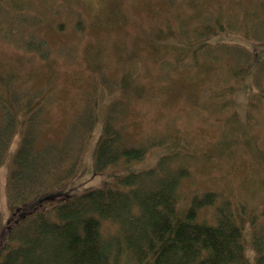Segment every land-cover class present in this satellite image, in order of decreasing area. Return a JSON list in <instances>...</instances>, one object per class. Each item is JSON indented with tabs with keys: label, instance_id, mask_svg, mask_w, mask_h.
Here are the masks:
<instances>
[{
	"label": "rangeland",
	"instance_id": "374dc122",
	"mask_svg": "<svg viewBox=\"0 0 264 264\" xmlns=\"http://www.w3.org/2000/svg\"><path fill=\"white\" fill-rule=\"evenodd\" d=\"M263 61L264 0H0V125L1 102L40 96L36 142L53 141L41 154L73 150L84 132L82 171L70 182L91 189L105 178L95 151L113 108L129 140L148 147L139 168L171 152L174 165L191 170L182 193L212 190L217 202L262 212ZM244 63L243 77L227 76ZM24 127L0 164L2 222L11 213L7 177ZM168 134L170 142H158ZM244 234L254 258L249 225Z\"/></svg>",
	"mask_w": 264,
	"mask_h": 264
},
{
	"label": "trees",
	"instance_id": "16d2710c",
	"mask_svg": "<svg viewBox=\"0 0 264 264\" xmlns=\"http://www.w3.org/2000/svg\"><path fill=\"white\" fill-rule=\"evenodd\" d=\"M246 66L227 76L243 77ZM262 67L264 61L257 72ZM40 98L27 93L1 102L7 117L0 125V164L10 138L25 127L9 165L11 213L6 222L0 218V264H264V211L241 201L217 202L212 190L182 193L191 170L183 162L174 165L171 152L139 168L136 161L148 147L129 140L124 118L119 113L115 118L113 108L95 151V170L104 181L80 190L70 179L82 171L85 134L63 155L44 154L49 148L41 154L53 141L36 142L44 117ZM164 140L172 135L158 142ZM205 210L212 211L210 218ZM248 225L254 258L245 247Z\"/></svg>",
	"mask_w": 264,
	"mask_h": 264
}]
</instances>
